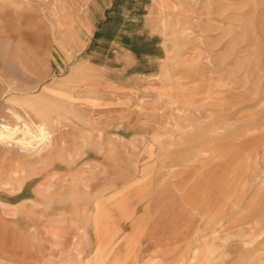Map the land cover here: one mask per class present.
Returning <instances> with one entry per match:
<instances>
[{
  "label": "rangeland",
  "instance_id": "rangeland-1",
  "mask_svg": "<svg viewBox=\"0 0 264 264\" xmlns=\"http://www.w3.org/2000/svg\"><path fill=\"white\" fill-rule=\"evenodd\" d=\"M135 222L142 264H264V0H0V264H122Z\"/></svg>",
  "mask_w": 264,
  "mask_h": 264
},
{
  "label": "bare ground",
  "instance_id": "bare-ground-1",
  "mask_svg": "<svg viewBox=\"0 0 264 264\" xmlns=\"http://www.w3.org/2000/svg\"><path fill=\"white\" fill-rule=\"evenodd\" d=\"M14 117L16 118L17 122L24 120L23 117L17 113H14ZM56 122H59V120L56 119ZM31 125H32L31 128L33 130L32 131L33 134L28 138V141H25L23 143H22V141H20L21 143L19 142V144H20L19 149L21 150L22 153L30 155V156L33 153L36 154V156H31L28 158L41 157L38 155V152H45L46 150H48L46 152V154H47L50 150H52L54 147V139L55 138H53L51 131L49 129H47L46 127H44L43 125H39V124L37 125L35 123H32ZM60 135H61V133H60ZM58 137H59V135H58ZM46 154L44 155V159H46V157H45ZM1 199H3V198H1ZM95 205L97 206V208L103 209L101 207L103 205H101L100 200H97L95 202ZM100 213H102V210ZM137 229H138V223L135 222V224L133 225V228L131 229L130 235L134 237ZM81 264H98V262H97V260H93V259H89V260L82 259Z\"/></svg>",
  "mask_w": 264,
  "mask_h": 264
},
{
  "label": "crops",
  "instance_id": "crops-1",
  "mask_svg": "<svg viewBox=\"0 0 264 264\" xmlns=\"http://www.w3.org/2000/svg\"><path fill=\"white\" fill-rule=\"evenodd\" d=\"M59 135V137H58ZM54 147L52 150H50L47 154H46V160H49L51 158V156L55 153V151H60L62 148H63V140H62V137L60 135V131H59V128H57L54 132ZM60 138V139H59ZM56 141V142H55ZM58 142V143H57ZM58 145V146H57ZM50 156V157H49ZM105 204V203H104ZM104 207V206H103ZM95 212H94V215L96 212H98V208L97 206L95 205ZM114 215H115V212H113ZM113 215V216H114ZM112 216V217H113ZM120 218V217H119ZM121 219V218H120ZM119 219V222H121ZM95 218L93 217V236H92V239H91V245L93 246V244H97V241L100 238V236L102 237V239L105 237L104 233L102 232V235L99 236V238L97 237L96 233H95ZM115 228V233H121V230H122V227L121 225L119 226H114ZM141 225H139L137 231H136V234L133 238H131L132 240H128V233L127 235L124 234V238L123 240L121 241L122 243H126L127 240H128V249L126 250V252H122V251H116L114 252V256L119 258V259H126L127 260L125 261V263L123 262L122 264H136L134 261L137 260L138 261V264H142L143 262V257L141 255V251H142V241H138V239L141 237V233H142V230H141ZM130 231V230H129ZM123 234V233H121ZM108 237L110 238V235H108ZM109 242V246H111V239L108 240ZM131 253V254H130ZM86 258V257H85ZM85 258H82V259H85Z\"/></svg>",
  "mask_w": 264,
  "mask_h": 264
}]
</instances>
